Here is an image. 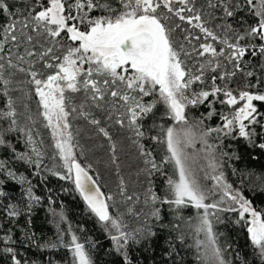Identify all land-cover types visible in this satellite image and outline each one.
<instances>
[{
    "label": "trees",
    "instance_id": "16d2710c",
    "mask_svg": "<svg viewBox=\"0 0 264 264\" xmlns=\"http://www.w3.org/2000/svg\"><path fill=\"white\" fill-rule=\"evenodd\" d=\"M2 2L7 5L9 11L0 14V41L5 43L6 49H11L14 63L27 69L29 65L16 61L15 54L19 52L23 55L24 48L30 45H25L22 40L19 46L5 41L2 28L15 21L17 35L20 36L19 22L25 20L30 12L35 14L41 10L40 5L45 2ZM242 3L243 0H194L195 11L202 16L204 26L218 37L227 38L233 43L236 42L238 34L243 35L245 29L257 20L246 5L237 7V4ZM226 8L234 12L232 17L226 15ZM101 14L106 13H91L92 16ZM185 15L191 13L186 12ZM166 22L173 28L182 23L175 17ZM229 25L231 28L227 27ZM182 26L186 31L176 29L173 38L177 45L183 44L185 51L191 53L181 57L186 67L193 75H200L201 65L205 66L202 82H194L190 93L211 90L212 77L219 74L226 75V78L217 79L215 84L222 88L227 86L234 95L238 96L240 91L264 94V83H261L264 81V58L259 55L255 58L246 55L240 61L243 71H238L225 58L231 50L224 44L210 38L205 39L197 27L186 23ZM28 31L29 29H24V32ZM189 35L200 36V39H192L189 43L184 39ZM69 43L71 42L66 38L63 40L65 46ZM201 43H211L217 50L224 49V55L213 60V65L219 63L215 72L207 66L210 57L207 54L200 57L194 50L199 49ZM239 43L251 51V46L258 45L260 41L246 37ZM47 46L50 45H45ZM62 52L63 48L57 45L54 55H61ZM32 63L34 70L44 73L45 77L52 72V69L43 66V62L34 60ZM234 71L233 76L231 73ZM248 71L253 75L247 76ZM3 79L10 83L5 87L3 80H0V114L8 111V101L11 100L16 113V123L11 124V118L0 115V138L4 140V143L0 144V191L5 193L0 196V264H13V253L21 264H72V254L65 245L73 235L85 245L93 264H122L124 252L127 253L131 264H204L201 256L203 248L198 251L196 246V241L203 240L204 235L195 232L203 210L191 206L177 210L174 205L161 204L159 200L153 202L150 199L151 193L164 197L168 177L177 178L172 164H165L162 171H156L151 168V164L145 162L155 159L159 165L167 154L164 144L151 139L152 136L162 135L159 127H153L151 116L144 119V127L141 129L150 131H147L144 137H138L127 126L126 117L123 127L116 123L124 112L120 106L121 102H114L108 97L107 102H102V108H96L83 91L76 94L67 93L72 97L69 109H79L83 105L88 113V119L77 113H72L69 117L73 154L76 162L87 170L102 192L109 215L120 225L119 230H113L110 223L105 225L87 208L83 198L75 190L73 180H61L58 175L53 174L68 175L55 147L51 129L45 126L43 110L29 83L30 77L16 69L7 68L6 65ZM154 98L145 97L144 101L151 102ZM224 99L223 94H220L209 96L202 104L188 105L185 114L189 124L203 120L200 125L203 129L222 126L221 114L230 116L232 111L243 103L229 106L221 103ZM254 104L258 111L264 114V102L255 101ZM212 110L214 114L209 118L208 114ZM155 112L156 125H163L165 128L180 127L164 115L165 107L162 103L157 104ZM91 119L99 120L100 124L89 123ZM258 119L259 123L251 125L249 129L253 131L251 142L239 136L238 128L227 137L222 133L212 132L208 142L217 146L215 155L222 160L217 171L224 173L226 183L249 199L254 208L264 212V148L258 146L264 144V115ZM100 127L109 133L111 139L99 132ZM194 131L198 132V129ZM140 145H143V149L150 152L151 156L142 155ZM206 152L205 146L197 140L188 153L193 157L192 166L195 173L200 169L196 177L202 187L215 192V195H211L205 202H218L222 194L220 189L213 188L214 180L210 178L213 173L207 168ZM221 152L228 155L220 157ZM20 156L25 159H19ZM37 163L39 167L36 166ZM20 177L24 178L23 183L20 182ZM29 187L33 199H29ZM230 202L225 198L221 207L229 206ZM13 205L17 215L9 216L10 206ZM157 209L159 218L154 215ZM209 211L216 212L215 216L209 218L213 222L214 232L217 233L218 246L223 250V256L229 264H264L258 250L251 245L245 228L236 223L237 213L213 209ZM216 216H219V221ZM120 232L130 234V239L127 246L118 252L111 237L119 235ZM9 248L13 249V253L7 251Z\"/></svg>",
    "mask_w": 264,
    "mask_h": 264
},
{
    "label": "snow or ice",
    "instance_id": "6c2138e0",
    "mask_svg": "<svg viewBox=\"0 0 264 264\" xmlns=\"http://www.w3.org/2000/svg\"><path fill=\"white\" fill-rule=\"evenodd\" d=\"M244 5L251 9L252 15L257 17V20L245 29L243 35H237L235 43L227 38L218 37L204 26L202 16L195 11L194 0H72L71 4H68L67 0H46L40 5L41 10L35 14L30 12L25 20L19 22L20 36L17 35L15 21L2 28L5 41H11L19 46L22 40L25 45H30L24 48L23 55L19 52L15 54L16 61L29 65L26 69L14 63L11 49H6L5 43L0 41V80H3L5 87L10 83L3 79L6 65L7 68L16 69L30 77L29 83L43 110L45 126L51 129L55 147L68 173L67 176L53 174L63 180L73 179L74 172L75 190L79 192L87 208L98 217L99 221L105 225L110 223L113 228L119 230L120 225L109 215L108 205L102 198L95 181L88 175L87 170L76 162L73 154V135L69 130L71 128L69 117L72 113H77L88 119V113L83 105L79 109L76 107L69 109L68 105L72 97L67 93L76 94L83 91L86 97H90L92 106L96 108H102V102H107L108 97L114 102H121L120 106L123 107L124 112L116 123L123 127L126 117L127 126L138 137H144L146 132L150 131V129H141L144 127V119L151 116L153 127H159L162 133L152 136L151 139L156 143L164 144L167 154L159 165L155 159L145 162L151 164V168L156 171H162V166L165 164H172L177 178L168 177L164 197L151 193L150 199L153 202L159 200L161 204L174 205L177 210L186 206L203 210V214L199 215V223L195 226V232L204 235L203 240L196 241L198 251L203 248L201 256L204 264H229L223 256V250L218 246L217 233L214 232L213 222L209 218L215 216L216 212H210V209L237 213L236 223L245 228L251 245L258 250V255L264 262V212L254 208L249 199L240 191H234L232 186L226 183L224 173L217 171L222 163V160L215 155L217 146L208 142L212 132L222 133L227 137L237 128L239 136L251 142L253 131L249 130L250 126L258 124V117L264 115L258 111L254 102H264V94L240 91L238 96L234 95L227 86L222 88L215 84L217 79L226 78V75L219 74L212 77L211 90L190 93L189 90L194 82H202L205 66L201 65L200 75H193L190 72L181 57L189 56L191 53L185 51L183 44L177 45L173 32L176 29L186 31L182 26L183 23L199 28L205 39L218 41L230 49L225 58L233 64L234 69L243 71L240 61L246 55L252 58L259 55L264 58V0H243V3L237 4V7ZM8 11L7 5L0 0V14ZM94 11L106 14L92 16L91 13ZM186 12L191 15H185ZM225 12L228 17L234 15V12L227 8ZM172 17L178 18L182 23L176 24L173 28L166 22ZM227 27L231 28L230 25ZM24 29L29 31L24 32ZM246 37L257 38L260 43L252 45L249 51L246 46H241L239 43ZM65 38L71 42L66 46L63 44ZM184 39L190 43L192 39L199 40L200 36L189 35ZM45 45L50 46L45 47ZM57 45L63 48L61 55H54ZM194 50L200 57L206 54L210 57L207 66L215 72L219 63L213 65V60L223 56L224 49L217 50L211 43H201L199 49ZM34 60L43 62V66L52 69V72L45 77L44 73L34 70L32 63ZM231 75L234 76L235 71ZM246 75L252 76L253 73L248 71ZM220 94L225 97L221 103L229 106L243 103L239 108H235L230 116L221 114L222 126L218 128H200L203 120L190 125L185 114L186 107L202 104L209 96L215 97ZM149 96L155 98L151 102H145L144 98ZM158 103L164 105V115L180 127L165 128L163 125L155 124V109ZM209 107L211 108V103ZM213 114L214 110L209 112L208 117L211 118ZM0 115L11 118V124L16 123L14 118L16 113L11 100L8 101V111ZM89 123L99 125L100 121L91 119ZM194 129H198V132ZM98 130L111 139L103 127ZM197 140L207 149L205 159L207 168L213 173L210 176L215 181L213 188H218L223 193L218 202H205L211 195H215V192L202 187L192 166L193 157L186 151L187 148L194 147ZM3 143L4 140L0 138V144ZM258 146L264 148V144ZM140 147L142 155L151 156L150 152L143 149V145ZM114 150L115 145H113ZM227 155L220 153V157ZM19 159L23 160L25 157L20 156ZM36 166L39 167V164L37 163ZM10 175L16 178L14 174L10 173ZM19 180L21 183L24 182L23 177ZM4 195L5 193L0 191V196ZM28 195L29 199H33L30 187ZM225 198L232 203L227 207H221ZM35 199L39 198L35 197ZM10 209L8 215L16 216L15 206H10ZM154 215L159 218V209ZM216 220H220L219 216H216ZM111 238L119 252L127 246L130 234L120 232L119 235H113ZM65 247L72 254V264H93L85 245L80 243L75 235ZM7 251L13 253L11 248ZM122 256V264H131L126 252L122 253ZM237 258H239L238 253ZM12 260L13 264H21L14 253Z\"/></svg>",
    "mask_w": 264,
    "mask_h": 264
},
{
    "label": "rangeland",
    "instance_id": "374dc122",
    "mask_svg": "<svg viewBox=\"0 0 264 264\" xmlns=\"http://www.w3.org/2000/svg\"><path fill=\"white\" fill-rule=\"evenodd\" d=\"M242 104H240L239 106H237L236 108H239L240 106H241ZM234 111V110H233ZM232 111V112H233ZM245 123L247 124V121H245ZM188 149V151L187 152H190V150H192V147L191 148H187ZM61 159V158H60ZM61 163H62V165L64 166V161L61 159ZM64 169H65V171L67 172V169L65 168V166H64ZM196 170H197V168H196ZM199 170L200 169H198L197 171L199 172ZM196 171V173H198ZM197 176V175H196ZM199 178V177H198ZM71 180H73V179H71ZM212 180V179H211ZM214 184H215V181H212ZM221 194L223 195V193H222V191H221ZM228 201V200H227ZM227 203V202H226ZM232 202H230L229 204H231ZM113 228V227H112ZM116 228H113V230H115ZM70 240H71V237H70Z\"/></svg>",
    "mask_w": 264,
    "mask_h": 264
},
{
    "label": "flooded vegetation",
    "instance_id": "af4514ba",
    "mask_svg": "<svg viewBox=\"0 0 264 264\" xmlns=\"http://www.w3.org/2000/svg\"><path fill=\"white\" fill-rule=\"evenodd\" d=\"M41 2L43 3V2H46V0H41ZM67 3L68 4H71L72 3V0H67Z\"/></svg>",
    "mask_w": 264,
    "mask_h": 264
},
{
    "label": "water",
    "instance_id": "95a60500",
    "mask_svg": "<svg viewBox=\"0 0 264 264\" xmlns=\"http://www.w3.org/2000/svg\"><path fill=\"white\" fill-rule=\"evenodd\" d=\"M73 179H74V172H73ZM101 192V191H100ZM101 194H102V192H101ZM102 198H103V195H102ZM104 199V198H103Z\"/></svg>",
    "mask_w": 264,
    "mask_h": 264
}]
</instances>
